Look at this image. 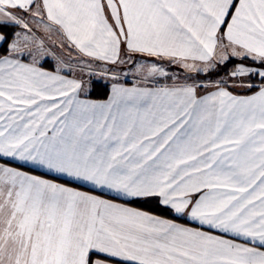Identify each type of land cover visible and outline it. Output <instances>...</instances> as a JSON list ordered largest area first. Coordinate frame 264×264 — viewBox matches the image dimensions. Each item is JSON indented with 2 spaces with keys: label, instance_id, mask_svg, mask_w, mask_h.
<instances>
[{
  "label": "snow or ice",
  "instance_id": "1",
  "mask_svg": "<svg viewBox=\"0 0 264 264\" xmlns=\"http://www.w3.org/2000/svg\"><path fill=\"white\" fill-rule=\"evenodd\" d=\"M0 264H264V0H0Z\"/></svg>",
  "mask_w": 264,
  "mask_h": 264
},
{
  "label": "crops",
  "instance_id": "2",
  "mask_svg": "<svg viewBox=\"0 0 264 264\" xmlns=\"http://www.w3.org/2000/svg\"><path fill=\"white\" fill-rule=\"evenodd\" d=\"M94 99H95V98H94ZM37 174H38V173H37ZM47 178H51V177H47ZM61 182H62V181H61ZM69 186L75 187L76 185L73 184V185H69ZM82 190H87V189H82ZM179 222L183 223V221H179Z\"/></svg>",
  "mask_w": 264,
  "mask_h": 264
},
{
  "label": "trees",
  "instance_id": "3",
  "mask_svg": "<svg viewBox=\"0 0 264 264\" xmlns=\"http://www.w3.org/2000/svg\"><path fill=\"white\" fill-rule=\"evenodd\" d=\"M92 98H98V97L94 95Z\"/></svg>",
  "mask_w": 264,
  "mask_h": 264
}]
</instances>
